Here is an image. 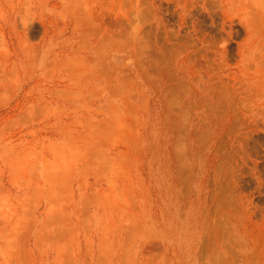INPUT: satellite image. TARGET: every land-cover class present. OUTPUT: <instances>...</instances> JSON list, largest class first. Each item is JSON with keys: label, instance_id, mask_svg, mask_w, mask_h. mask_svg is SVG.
<instances>
[{"label": "rangeland", "instance_id": "1", "mask_svg": "<svg viewBox=\"0 0 264 264\" xmlns=\"http://www.w3.org/2000/svg\"><path fill=\"white\" fill-rule=\"evenodd\" d=\"M0 264H264V0H0Z\"/></svg>", "mask_w": 264, "mask_h": 264}]
</instances>
